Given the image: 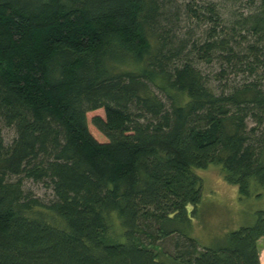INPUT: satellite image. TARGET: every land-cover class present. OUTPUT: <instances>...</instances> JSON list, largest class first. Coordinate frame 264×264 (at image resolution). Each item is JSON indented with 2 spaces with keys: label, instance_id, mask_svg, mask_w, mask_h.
<instances>
[{
  "label": "trees",
  "instance_id": "trees-1",
  "mask_svg": "<svg viewBox=\"0 0 264 264\" xmlns=\"http://www.w3.org/2000/svg\"><path fill=\"white\" fill-rule=\"evenodd\" d=\"M0 123V264H159L172 233L170 264H260L262 209L198 252L173 223L208 165L264 189V0H0Z\"/></svg>",
  "mask_w": 264,
  "mask_h": 264
},
{
  "label": "rangeland",
  "instance_id": "rangeland-1",
  "mask_svg": "<svg viewBox=\"0 0 264 264\" xmlns=\"http://www.w3.org/2000/svg\"><path fill=\"white\" fill-rule=\"evenodd\" d=\"M175 1L177 4H181L187 0ZM127 66V63L119 65L120 68H128ZM156 92L158 93V91ZM251 125V122L247 121V126ZM0 137L3 141L9 142L13 137L12 129L4 127L0 123ZM196 172L201 177L200 199L197 207L187 227L177 222H174L173 225L182 229L186 235L194 240L195 251L198 252L203 246L214 245L223 233L240 226L251 225L255 219V211L264 210V189H256L249 196L240 197L235 186L222 179L218 166L208 165L204 169L196 170ZM22 182L23 188L39 199L46 201L51 197V190L45 184L28 179H23ZM120 231L117 221L113 220L109 229L104 233L105 240L120 241ZM263 246L264 241L259 242L257 251L260 261L264 263V252L260 250ZM190 248V240L177 233L155 239L153 246V249L159 254V264H170L168 255Z\"/></svg>",
  "mask_w": 264,
  "mask_h": 264
},
{
  "label": "crops",
  "instance_id": "crops-1",
  "mask_svg": "<svg viewBox=\"0 0 264 264\" xmlns=\"http://www.w3.org/2000/svg\"><path fill=\"white\" fill-rule=\"evenodd\" d=\"M263 241H264V235L261 236V237H259V238L257 239V241H256V243H257V247H258L259 242H263ZM260 250H261L262 252H264V246L261 247ZM258 258H259V257H258ZM259 262H260V264H264L263 261H260V259H259Z\"/></svg>",
  "mask_w": 264,
  "mask_h": 264
}]
</instances>
